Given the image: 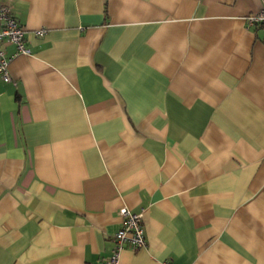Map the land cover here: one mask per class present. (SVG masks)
<instances>
[{
	"label": "crops",
	"instance_id": "1",
	"mask_svg": "<svg viewBox=\"0 0 264 264\" xmlns=\"http://www.w3.org/2000/svg\"><path fill=\"white\" fill-rule=\"evenodd\" d=\"M3 2L0 264H264L262 0Z\"/></svg>",
	"mask_w": 264,
	"mask_h": 264
},
{
	"label": "built area",
	"instance_id": "2",
	"mask_svg": "<svg viewBox=\"0 0 264 264\" xmlns=\"http://www.w3.org/2000/svg\"><path fill=\"white\" fill-rule=\"evenodd\" d=\"M264 3V0H262ZM251 23H256L264 28V5L254 14L248 17ZM24 29L15 18L11 7L0 0V44L10 43L15 46V52L8 56L0 47V78L4 82L11 81L8 71L10 61L19 54H29V49L24 42ZM37 35H43L44 30L36 31ZM123 218V226L114 234V247L112 253L106 259L107 264H117L118 256L125 244L132 249H137L145 244L144 230L141 226V213H134L126 207L119 209Z\"/></svg>",
	"mask_w": 264,
	"mask_h": 264
}]
</instances>
